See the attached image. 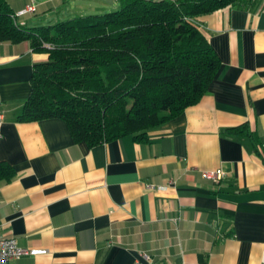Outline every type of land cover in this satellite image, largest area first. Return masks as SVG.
Instances as JSON below:
<instances>
[{"label": "crops", "instance_id": "obj_1", "mask_svg": "<svg viewBox=\"0 0 264 264\" xmlns=\"http://www.w3.org/2000/svg\"><path fill=\"white\" fill-rule=\"evenodd\" d=\"M6 1L26 27L120 6ZM196 21L219 69L197 103L142 141L88 146L59 118L18 120L48 55L0 41V161L14 171L0 183V233L45 250L10 264H264V0Z\"/></svg>", "mask_w": 264, "mask_h": 264}, {"label": "trees", "instance_id": "obj_2", "mask_svg": "<svg viewBox=\"0 0 264 264\" xmlns=\"http://www.w3.org/2000/svg\"><path fill=\"white\" fill-rule=\"evenodd\" d=\"M247 2L120 0L109 12L26 27L0 0V41H27L48 55L33 66L17 119L59 118L74 141L88 146L124 135L145 140L197 103L219 69L196 18ZM13 173L0 161V183Z\"/></svg>", "mask_w": 264, "mask_h": 264}, {"label": "built area", "instance_id": "obj_3", "mask_svg": "<svg viewBox=\"0 0 264 264\" xmlns=\"http://www.w3.org/2000/svg\"><path fill=\"white\" fill-rule=\"evenodd\" d=\"M34 10L32 6H27L24 10L19 12V14H24ZM197 23V22H196ZM199 29L201 25L198 24ZM47 48L51 47L49 44L45 45ZM3 114L0 112V126L2 124ZM222 175L220 170L216 171H206L204 176L213 180L219 179ZM43 249H23L19 247L16 243L15 238L3 236L0 233V264H10L12 261L17 260L23 255H35L39 253H44Z\"/></svg>", "mask_w": 264, "mask_h": 264}, {"label": "rangeland", "instance_id": "obj_4", "mask_svg": "<svg viewBox=\"0 0 264 264\" xmlns=\"http://www.w3.org/2000/svg\"><path fill=\"white\" fill-rule=\"evenodd\" d=\"M112 10H114V8L108 9L106 12H109V11H112ZM68 19H69V18H68Z\"/></svg>", "mask_w": 264, "mask_h": 264}]
</instances>
